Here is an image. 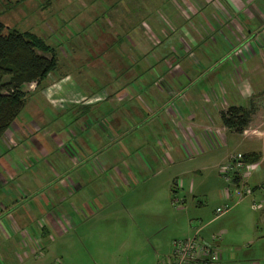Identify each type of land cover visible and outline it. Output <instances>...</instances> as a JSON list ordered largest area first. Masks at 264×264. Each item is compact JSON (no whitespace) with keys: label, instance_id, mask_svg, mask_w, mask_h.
Here are the masks:
<instances>
[{"label":"crops","instance_id":"1","mask_svg":"<svg viewBox=\"0 0 264 264\" xmlns=\"http://www.w3.org/2000/svg\"><path fill=\"white\" fill-rule=\"evenodd\" d=\"M183 1L168 26L180 33L181 46L210 49L206 35L217 32L231 54L216 71H209L213 62L203 56L191 72L180 71L179 58L168 54L151 63L131 55V68L142 62L155 71L109 77L106 88L88 99L68 98L72 90L54 92V84L41 91L55 110L65 109L60 101L82 100L89 116L41 132L35 122L19 119L21 110L0 137V242L12 241L23 251L20 259L15 255L18 261L38 253V239L40 260L47 262L55 241L63 244L103 205L121 201L118 194L138 186L154 194L171 176L220 178L219 167L236 153L258 157L244 179L252 191L244 200L264 225V0ZM146 32L141 54L149 52V43L161 44ZM39 85L26 88L36 91ZM230 107L249 113L241 133L220 122Z\"/></svg>","mask_w":264,"mask_h":264},{"label":"rangeland","instance_id":"2","mask_svg":"<svg viewBox=\"0 0 264 264\" xmlns=\"http://www.w3.org/2000/svg\"><path fill=\"white\" fill-rule=\"evenodd\" d=\"M183 5V0H0V24L38 36L55 60L54 70L36 91L22 87L25 102L19 119L35 122L42 132L54 131L60 124L70 126L77 116L80 120L81 114L89 116L82 100L79 105L68 99L60 101L58 105L65 109L55 110L49 106L51 102H45L41 91L54 84V92L72 90L68 98L88 99L89 94L106 88L109 77L118 79L117 76L128 71H155L145 68L142 62L131 68V55H144L150 63L153 58L169 55L179 58L180 71L191 72L198 70L193 64L203 56L213 62L209 71H216L231 54L217 32L206 35L210 45L206 49L201 45H179L180 33L170 30L168 25L174 11ZM146 31L161 44L147 42L149 52L141 54L138 46L147 40ZM213 39L216 45L212 44ZM130 42L136 46L135 52ZM203 66L205 69L206 65ZM130 117L133 119L131 114ZM176 177L171 176L168 185L159 186L154 194L144 192L142 186L129 195L118 194L121 201L103 205L63 244L55 241L47 262L40 260L43 252L38 249L34 256L18 261L15 255L19 258L23 251L12 241L0 242V264H156L169 254L171 241L189 238L197 229L205 240L217 237L218 246L229 262L264 264V225L258 223L257 213L250 209L248 200L235 203L236 199H225L227 186L216 174L213 178ZM225 205L230 207L229 211L215 218L214 210ZM17 243L20 246V241ZM25 244L21 241L23 247ZM38 247L41 249L42 244Z\"/></svg>","mask_w":264,"mask_h":264},{"label":"trees","instance_id":"3","mask_svg":"<svg viewBox=\"0 0 264 264\" xmlns=\"http://www.w3.org/2000/svg\"><path fill=\"white\" fill-rule=\"evenodd\" d=\"M54 67V56L41 38L0 24V137L24 106L22 87L38 86ZM248 120L249 113L242 108L230 107L220 113L221 124L236 133H241ZM243 159L255 163L258 157L243 155Z\"/></svg>","mask_w":264,"mask_h":264},{"label":"built area","instance_id":"4","mask_svg":"<svg viewBox=\"0 0 264 264\" xmlns=\"http://www.w3.org/2000/svg\"><path fill=\"white\" fill-rule=\"evenodd\" d=\"M253 170L254 163L245 162L242 154L230 155L226 162L219 167V175L227 186L224 198L236 199L235 203L249 198L252 191L244 179ZM236 178H239L237 184L233 183ZM229 209L230 207L226 205L216 208L214 217L224 215ZM200 231L197 229L189 238L171 241L169 254L157 261L156 264H237L226 259L218 246L217 237L211 236L209 240H205L199 236ZM33 244L35 250H39L40 241L34 239Z\"/></svg>","mask_w":264,"mask_h":264}]
</instances>
